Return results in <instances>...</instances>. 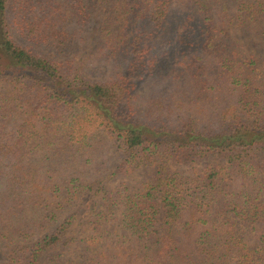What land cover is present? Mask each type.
Listing matches in <instances>:
<instances>
[{"label":"trees","instance_id":"1","mask_svg":"<svg viewBox=\"0 0 264 264\" xmlns=\"http://www.w3.org/2000/svg\"><path fill=\"white\" fill-rule=\"evenodd\" d=\"M233 33L264 51V0H0V264H264V77Z\"/></svg>","mask_w":264,"mask_h":264},{"label":"rangeland","instance_id":"2","mask_svg":"<svg viewBox=\"0 0 264 264\" xmlns=\"http://www.w3.org/2000/svg\"><path fill=\"white\" fill-rule=\"evenodd\" d=\"M100 20L96 18L95 23L90 26V33L86 35V41L81 42L80 44L74 45L68 55H75L79 63L84 56H86L87 52L94 48L93 40L96 38L97 29L99 27ZM234 38L245 44L246 49L255 54V56L260 59L261 68L259 70L262 71L261 75L264 77V51L262 47L255 41L250 35L245 33H233ZM112 71V67L106 64L102 69L100 67H96L95 64H91L88 71L84 70V73L91 78H107ZM177 72H172L170 67L162 68V70L156 72L155 74L146 77L142 80L137 87V95H138V108L141 109L145 104L149 103L152 99L157 98L159 94H163V89L168 90L166 95L171 94V89L177 86L180 82H173L172 78L175 76ZM110 172L112 173L120 162L119 158H117L116 153L111 150L110 152ZM179 165H175L174 168H182L178 167ZM147 174L146 170H142L132 177L127 178V180H132L133 182H137L143 179V177ZM148 175V174H147ZM119 179L113 180L108 186L109 188L114 187L119 183ZM82 216H86L87 212L85 210L81 211ZM160 220L164 218V214L161 213L159 216ZM75 234V232L73 233ZM253 242H249V245H252ZM78 245V244H77ZM75 243L70 244L68 247H60L56 250V253L59 254L60 259H77L80 254V248ZM48 257V256H47ZM47 258L42 260V263H46Z\"/></svg>","mask_w":264,"mask_h":264}]
</instances>
